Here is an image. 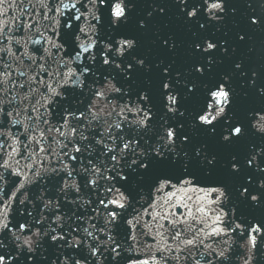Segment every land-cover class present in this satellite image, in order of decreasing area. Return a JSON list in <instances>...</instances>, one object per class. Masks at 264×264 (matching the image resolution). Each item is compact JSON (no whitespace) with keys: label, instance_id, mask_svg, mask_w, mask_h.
<instances>
[{"label":"snow or ice","instance_id":"1","mask_svg":"<svg viewBox=\"0 0 264 264\" xmlns=\"http://www.w3.org/2000/svg\"><path fill=\"white\" fill-rule=\"evenodd\" d=\"M174 4L197 27L183 70L139 51L167 14L155 0L143 15L136 0H0V264H253L264 248V217L240 211L264 207V140L243 159L210 147L264 138V104L241 117L233 86L264 100V69L237 56L264 34V0L234 45L216 36L228 0Z\"/></svg>","mask_w":264,"mask_h":264},{"label":"water","instance_id":"2","mask_svg":"<svg viewBox=\"0 0 264 264\" xmlns=\"http://www.w3.org/2000/svg\"><path fill=\"white\" fill-rule=\"evenodd\" d=\"M137 2V12L143 15L148 9L147 5L153 3L154 0H136ZM156 3L167 5V14L165 16L157 15L152 21L151 32L142 38V46L139 51L141 52H150L152 59H165L168 61L175 60L177 67L181 70L188 67L193 63V58L190 55V45L193 43L194 37L193 33L197 31V27L192 25L191 28L186 24L182 18L178 16V7L174 4V0H155ZM229 4L237 8L238 14L233 17L229 16L225 23L221 25V32L216 33L218 39L227 40L229 44L236 43V32L242 31L246 26L245 14L249 11L246 6L247 0H228ZM234 24H238L236 27ZM160 31L161 34H171L175 37L177 43L180 45L176 51L175 56L167 53L166 50H162L157 46L152 44V40L155 38L152 33ZM215 31V26L209 30V33H200V36L211 34ZM254 45V52L248 53L246 45H238L239 57H248V63L250 66H255L258 68L264 69V34H254L253 40L251 42ZM231 65V61L225 59L223 65L219 66L215 71L217 73L227 70ZM233 86L237 89L241 95L238 97L237 106L239 109V114L243 117L246 112L254 107H258L261 104H264V100L258 98L253 92L249 91L246 88L240 87V80L236 79L233 82ZM247 92V96H244L243 93ZM264 138L259 137L255 134L250 133L247 140L244 144L237 146L234 149H223L216 145H211L214 151H218L221 154V157L224 158L228 151H238L241 154L243 159L244 154L246 153V146L250 143L259 144ZM201 142H207L206 138L201 139ZM251 169H245L242 175L251 174ZM255 179V178H254ZM241 181H236L234 183H239ZM255 190V189H253ZM232 191L235 194V187H232ZM244 215L249 217H264V207H251L243 206L240 209ZM233 264H240L239 260L233 262ZM253 264H264V248H258L255 252V259Z\"/></svg>","mask_w":264,"mask_h":264}]
</instances>
